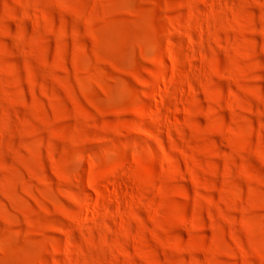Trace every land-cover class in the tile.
I'll return each instance as SVG.
<instances>
[{"label": "rangeland", "instance_id": "rangeland-1", "mask_svg": "<svg viewBox=\"0 0 264 264\" xmlns=\"http://www.w3.org/2000/svg\"><path fill=\"white\" fill-rule=\"evenodd\" d=\"M0 264H264V0H0Z\"/></svg>", "mask_w": 264, "mask_h": 264}]
</instances>
